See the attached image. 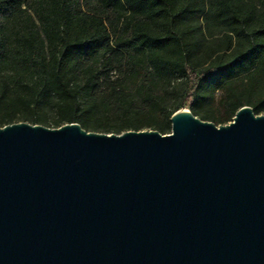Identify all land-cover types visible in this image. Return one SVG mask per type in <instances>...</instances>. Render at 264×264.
<instances>
[{
	"label": "water",
	"instance_id": "obj_1",
	"mask_svg": "<svg viewBox=\"0 0 264 264\" xmlns=\"http://www.w3.org/2000/svg\"><path fill=\"white\" fill-rule=\"evenodd\" d=\"M170 122L0 127V264H264V114Z\"/></svg>",
	"mask_w": 264,
	"mask_h": 264
},
{
	"label": "trees",
	"instance_id": "obj_2",
	"mask_svg": "<svg viewBox=\"0 0 264 264\" xmlns=\"http://www.w3.org/2000/svg\"><path fill=\"white\" fill-rule=\"evenodd\" d=\"M264 114V0H0V127L170 133Z\"/></svg>",
	"mask_w": 264,
	"mask_h": 264
}]
</instances>
